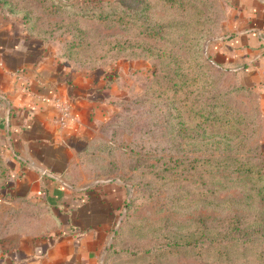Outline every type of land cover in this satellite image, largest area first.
Segmentation results:
<instances>
[{
	"label": "rangeland",
	"instance_id": "obj_1",
	"mask_svg": "<svg viewBox=\"0 0 264 264\" xmlns=\"http://www.w3.org/2000/svg\"><path fill=\"white\" fill-rule=\"evenodd\" d=\"M111 1L98 20L54 0H0V16L52 26L44 41L71 26L106 61L90 68L105 69L109 107L69 174L124 183L101 264H264V89L208 47L233 32L230 1ZM1 201L0 254L24 220Z\"/></svg>",
	"mask_w": 264,
	"mask_h": 264
},
{
	"label": "crops",
	"instance_id": "obj_2",
	"mask_svg": "<svg viewBox=\"0 0 264 264\" xmlns=\"http://www.w3.org/2000/svg\"><path fill=\"white\" fill-rule=\"evenodd\" d=\"M229 1L233 32L208 47L264 89V0ZM59 45L0 16V139L10 174L0 200L24 218L0 264H101L124 195L120 180L64 179L82 166L79 152L109 105L105 69L73 63Z\"/></svg>",
	"mask_w": 264,
	"mask_h": 264
},
{
	"label": "trees",
	"instance_id": "obj_3",
	"mask_svg": "<svg viewBox=\"0 0 264 264\" xmlns=\"http://www.w3.org/2000/svg\"><path fill=\"white\" fill-rule=\"evenodd\" d=\"M55 2H57V5L60 4L62 6L67 7L68 9H70L68 11V15L71 17L72 15L74 16H79L81 18H85V19H98L101 20L102 18L105 17L104 14H107L108 12L103 11V8H107L110 6L111 4V0H54ZM12 9V8H10ZM52 12L57 11V7H52L51 8ZM13 11V10H11ZM116 13V12H115ZM69 16H67V18H69V20L71 19ZM28 15L24 14L23 15V22H24V26L25 29L32 34H35V36H38V38L41 41H44V33H45V28L47 29H51V27L48 28L49 25L47 26H43L42 24L38 23L35 24V20L32 19H27ZM82 24H80V26H82L83 28H86V23L84 20H81ZM59 27L58 25L54 26V29ZM63 28H67V27H63ZM69 29L68 31L72 34L70 36H67L68 38H64V37H57L56 39L61 43L62 46V54L65 58L71 60L72 62H76L80 65H84L87 67H94L97 64H100L102 62H106L105 60H103L102 58V54H96L97 56L94 57H90L89 55H87L84 51H81L80 48L84 45L89 46V44L93 45L92 42H86L83 40H74V36H76V34H80V33H74L75 29H72L71 26H68ZM61 38L62 41L59 39ZM96 44L95 46H98ZM96 50V49H95ZM209 58H211V55L209 54ZM86 64V65H85ZM2 143V145H1ZM0 149H2L4 147L3 141L0 139ZM89 150V145L83 149L82 151L79 152V160L81 162V164H86L85 162H83L84 158H86L87 155V151ZM1 154H3L1 152ZM5 157V156H4ZM4 161L6 160L5 158H3ZM2 171V175L1 178H4V182L2 183V185L0 186V195L2 193V190L8 187V181H9V168L7 166V162H4V167H3ZM64 179L66 181L70 182V179L67 178L64 175ZM3 196V195H2ZM6 197H9V195H5ZM232 221H234L233 226L235 225V220L231 219ZM118 232H116L117 234ZM109 252V251H108ZM107 257V254L105 256V259ZM105 264V263H103Z\"/></svg>",
	"mask_w": 264,
	"mask_h": 264
},
{
	"label": "built area",
	"instance_id": "obj_4",
	"mask_svg": "<svg viewBox=\"0 0 264 264\" xmlns=\"http://www.w3.org/2000/svg\"><path fill=\"white\" fill-rule=\"evenodd\" d=\"M68 109L67 106L63 105L62 107H60V115L57 117V121H59L60 123L64 122V119L66 116H68Z\"/></svg>",
	"mask_w": 264,
	"mask_h": 264
}]
</instances>
